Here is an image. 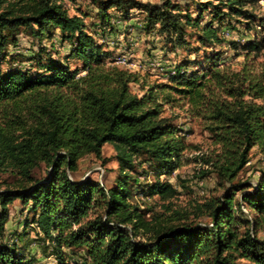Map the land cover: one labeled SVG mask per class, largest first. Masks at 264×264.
Returning a JSON list of instances; mask_svg holds the SVG:
<instances>
[{
	"label": "trees",
	"instance_id": "obj_1",
	"mask_svg": "<svg viewBox=\"0 0 264 264\" xmlns=\"http://www.w3.org/2000/svg\"><path fill=\"white\" fill-rule=\"evenodd\" d=\"M64 1L75 0H0V107L31 99L38 104L34 123L0 124V173L16 179L14 187L0 191V239L10 207L21 201L33 215L39 244L52 247L55 264H264V238H258L264 227V171L255 185L239 179L252 151L264 154V72L255 66L264 56V19L255 22L247 9L258 0H209L197 17L172 0L161 5L92 0L103 32L113 29L112 10L124 19L138 10L145 14L144 29H158L173 50L198 53L225 45L238 56L239 50L244 53L238 68L224 64L221 52L207 53V68L190 74L178 70L166 83L156 84L140 73L109 66L104 46L87 31L84 17L71 16ZM209 10L213 19L205 24ZM235 24L255 31L254 38L244 45L228 39L224 29L240 31ZM57 32L70 46L67 60L83 62L81 71L51 58L37 73L2 69L19 35L42 42ZM193 37L198 47L192 46ZM65 90L77 99H65ZM167 106L186 108L208 131L217 149L209 157L194 158L207 167L195 178L215 175L217 186L210 197L194 202L191 212H181L172 210L177 188L157 180L147 185L144 197L159 198L174 216L165 220L164 214H152L149 219L152 210L132 203L134 173L142 158L161 174L172 175L191 162L187 152L198 150L174 124L178 115L165 116ZM106 144L119 166L115 186L105 189L91 178H73L84 157L103 160ZM42 164L48 174L36 178L34 171ZM144 235L148 238L137 240ZM0 264L42 263L27 260L16 244L0 242Z\"/></svg>",
	"mask_w": 264,
	"mask_h": 264
},
{
	"label": "rangeland",
	"instance_id": "obj_2",
	"mask_svg": "<svg viewBox=\"0 0 264 264\" xmlns=\"http://www.w3.org/2000/svg\"><path fill=\"white\" fill-rule=\"evenodd\" d=\"M11 2H17L19 0H10ZM142 3H149L153 5H161L165 0H138ZM174 3L180 4L184 10H188L193 17H197L200 12V5L205 4L209 0H172ZM215 4L219 1L226 0H210ZM66 8L71 16L79 15L83 16L87 31L92 34L98 44L104 46V52L108 55L107 63L109 66L116 65L126 68L130 71L140 73L149 84L166 83L170 75H175L178 70L187 73L198 72L203 68H207L205 56L208 53L212 55L217 52L223 54V63L227 66L238 68V65L243 64L245 61L244 53L239 50L240 56L232 50H227L225 45L212 46L208 50H201L198 53L186 50H173L170 47L165 46V39L158 33V29L146 31L144 29L143 21L145 14L138 10H133L129 19H124L122 15L111 11L113 14V29H105L98 20V7L92 0H75L73 2L64 1ZM247 9L251 14L256 16V21L264 19V0H258L252 5L249 4ZM204 23L208 24L212 19L211 10L204 12ZM243 20V19H239ZM218 22V21H216ZM235 22V21H233ZM246 22V21H241ZM240 31L224 29L226 37L230 40H235L244 45L250 39L255 36V31L249 33L246 32L244 27L235 24ZM260 30V28H259ZM189 32L193 34V31L189 29ZM18 46L9 48V57L6 62L1 66L3 70L10 67L22 68L24 70H30L33 73L41 72L39 66L47 63L49 58L53 60H63L68 62L72 70H82L83 62L76 59L67 60L70 52V46L68 43H62L59 33L51 39L44 40L42 42L34 40L26 33H22L18 37ZM192 46L198 47L196 39L189 38ZM126 57L131 64V67L127 68L121 66L118 63L119 58ZM257 70L264 72V56L257 59L255 62ZM85 73L80 74V76ZM133 92L142 94L139 91V87L132 86ZM63 95L70 100H76L77 97L73 92L65 90L62 91ZM44 96V95H43ZM52 96L45 94V97ZM36 100H29L22 102L19 105H6L0 107V124L15 126L14 122H21L23 125H30L34 123L35 114L37 113ZM172 114L178 115V118L174 121L178 127L187 132L189 144L197 147L186 153L185 158L191 162L181 167L172 175L161 174L154 166L148 162L137 167L134 173L137 182L132 183L134 198L132 203H137L141 208H147L152 210L147 218H151L152 214H164V219L169 220L174 216L173 211H188L191 212V206L196 201H202L210 197L217 186V178L215 175H210L203 181L197 180L195 174L200 169H207L202 162L194 161L197 155L211 156L217 149L206 129L203 128L201 121L191 117L186 111V108L180 107L172 108L166 107L165 116H171ZM115 151L113 147L106 144L103 147L102 155L103 160L97 159L95 156L90 155L84 157L80 163L76 173L72 175L77 180H85L91 178L99 182L105 189H109L115 186L116 178L119 175V166L115 159ZM264 171V154H262L257 148L251 153V162L247 166L246 170L241 174L240 180L251 182L255 185L261 173ZM48 174L47 167L42 164L40 168L34 171L36 178H45ZM161 181L169 183L177 188L179 195L173 202L171 212H166L163 208V202L159 198H145L144 190L147 185L154 183L155 181ZM16 185V179L9 174L0 173V191H4L8 188H12ZM217 194V193H215ZM249 210V207H245V212ZM193 217H191L192 220ZM33 215L29 211L28 207H25L21 201H16L10 207V219L6 226V232L3 239L0 242L8 243L10 245L16 244L19 250H23L26 254L27 260H33L36 263L42 264H55L56 260L53 255V249L51 246L46 249L40 245L37 240V227L32 224ZM201 219L198 220V222ZM178 223V222H174ZM258 238H264V227L261 228ZM149 236V235H148ZM147 235L141 236L137 239H147ZM47 246V245H46ZM239 264H249L245 260L238 261Z\"/></svg>",
	"mask_w": 264,
	"mask_h": 264
},
{
	"label": "built area",
	"instance_id": "obj_3",
	"mask_svg": "<svg viewBox=\"0 0 264 264\" xmlns=\"http://www.w3.org/2000/svg\"><path fill=\"white\" fill-rule=\"evenodd\" d=\"M118 63L121 66H124V67H127V68L131 67V64L129 63V60L126 57L119 58ZM244 211H245V209H244Z\"/></svg>",
	"mask_w": 264,
	"mask_h": 264
}]
</instances>
